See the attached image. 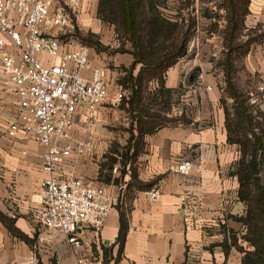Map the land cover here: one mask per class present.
<instances>
[{"label": "crops", "instance_id": "0c3cea01", "mask_svg": "<svg viewBox=\"0 0 264 264\" xmlns=\"http://www.w3.org/2000/svg\"><path fill=\"white\" fill-rule=\"evenodd\" d=\"M82 1L81 20L91 24L90 14L99 0ZM169 1L175 6L167 9L171 21L179 20L185 25L190 16L201 31L199 38L190 42L191 47H199L193 58L180 60L166 77L167 88H187L184 116L188 122L164 127L145 138V150L136 163L137 175L141 182H157L154 188L159 191L158 200L150 198L154 188L122 190L124 202L114 206L99 233H82L80 249L71 247L64 236L46 230L38 220L42 182L47 177L41 161L43 147L23 134L8 137L17 97L4 86L0 70V212L9 223L0 220V264H243L244 255L230 241L227 249L222 246L233 231L239 244L247 248L241 240L244 228L234 219L246 213L235 174L241 153L237 145L228 141L226 110L221 102L225 77L223 70L215 66L220 55L215 48L224 49V38L217 32L228 27V0H220L217 6L216 0H190L188 4L187 0ZM203 9L217 14L220 20L201 14ZM244 25L245 31L258 30L259 34L244 32L242 40L264 34V0H250ZM97 32L104 33L103 39L111 42L112 49L118 48L116 41H111V27L97 25ZM90 55L94 68L108 71L110 95L97 112L96 152L91 156L72 155L62 166V175L106 184L117 196L120 188L112 181H103L101 166L112 140L106 133V124L121 113L120 104L114 102L121 86L117 82L120 73L111 66L129 69L134 58L128 53L106 55L92 49ZM240 63L247 75L264 83V36L251 45ZM139 69L138 66L134 75ZM89 74L85 71L86 76ZM262 88L264 91V85ZM82 124L83 116L77 120L78 133ZM181 161L192 163L189 176L174 172ZM129 179V173L122 178L127 185ZM119 208L126 213L129 227L123 253L117 260Z\"/></svg>", "mask_w": 264, "mask_h": 264}, {"label": "built area", "instance_id": "2783aa9c", "mask_svg": "<svg viewBox=\"0 0 264 264\" xmlns=\"http://www.w3.org/2000/svg\"><path fill=\"white\" fill-rule=\"evenodd\" d=\"M83 13L82 0H0V70L4 86L17 97L7 135L14 139L23 134L43 147L47 177L38 220L74 249L83 247L84 231L102 230L114 206L124 202L121 192L127 188L124 183L116 196L106 185L62 175L72 155L96 152L97 112L110 95L108 71L94 68L90 48L73 37ZM129 95L120 86L114 102ZM192 170L191 162L181 161L174 172L189 176ZM159 195L156 188L150 192L152 201Z\"/></svg>", "mask_w": 264, "mask_h": 264}, {"label": "trees", "instance_id": "16d2710c", "mask_svg": "<svg viewBox=\"0 0 264 264\" xmlns=\"http://www.w3.org/2000/svg\"><path fill=\"white\" fill-rule=\"evenodd\" d=\"M100 2L101 6L108 5L111 9L117 10L118 33L131 44L132 50L122 48L117 52L128 53L134 58L132 66L126 70L127 74L120 82L123 88L130 91L128 99L122 101V108L137 124L131 131L133 138L128 144L133 156L127 153L123 161V165L125 167L129 165L131 169V180L127 185V191L133 188L138 191H149L157 182L144 183L139 180L136 169L137 159L145 150L147 136L167 127L169 123L176 122L175 119H163L153 114L151 109L152 105H156L158 98L171 100L175 93L174 89L166 87L167 73L179 60L187 57L189 44L193 38L192 28L189 26L188 29H184L182 23L162 16L159 12V0H100ZM249 4L250 0L227 1L228 27L224 33L225 52L220 61L226 83L224 92L234 100L235 104L234 113L231 115L225 105L226 98L221 99L226 110L228 141L237 145L241 153L235 174L240 183L239 199L246 206L245 215L234 219L244 228L241 240L247 248L239 244V239L233 231H230L228 239L222 246L227 249V241H230L231 246L244 255L243 264H264V129L250 114L249 98L242 95L235 84V77L239 72L238 63L249 53L251 45L264 36V34L250 35L247 41H241L245 30L244 21L249 14ZM84 40L88 41V39ZM91 44L101 47L97 42ZM138 66L140 69L137 75H134ZM152 82L158 86L156 97L146 104L145 95ZM262 116L264 117V114ZM180 120L181 123L188 122L185 116ZM242 126H245L247 132L242 130ZM110 181L109 178L106 183ZM119 209L117 260L123 253L129 227L126 213L122 208ZM0 220L7 223L1 212ZM224 231L226 233V228Z\"/></svg>", "mask_w": 264, "mask_h": 264}, {"label": "rangeland", "instance_id": "374dc122", "mask_svg": "<svg viewBox=\"0 0 264 264\" xmlns=\"http://www.w3.org/2000/svg\"><path fill=\"white\" fill-rule=\"evenodd\" d=\"M188 1L191 3L190 0H187L186 2L187 4H188ZM214 2H215V5L217 6L219 5L221 1L216 0ZM159 4H160L159 12L162 14V16L169 19L170 15L167 13V9L169 6L171 8H175V6H171V5H174V2L173 1L170 2L169 0H159ZM176 7L179 8L180 5L178 6L176 5ZM113 10L114 8L111 9V7L108 5L101 6V2L99 0V5L96 9L93 10V12H91L90 18L92 19L91 22L93 24L95 22V24H97L98 26L102 25L103 27L107 26V27L112 28L114 33L113 35H111V39H112L111 41H116L118 48H113V49L111 48V45H110L111 42L103 39L104 33L97 32V25L94 26L92 25V23L85 25L83 24L82 20L80 22V27L78 28L76 27L75 29V33L73 35L74 39L88 46L90 49H92V51L94 50V52L96 51L98 53L104 52L106 55H115L116 53H119L117 51L122 48H124V50H128V49L132 50L131 44L126 40L125 37H123L122 34L118 33L117 10L116 9L114 11ZM205 11L207 10H204V9L201 10V14L204 13L203 15L210 16L211 19H215L216 21L220 20V16H218L217 14H211L209 11L208 13ZM195 20H196L195 18L189 16L188 23L187 24L184 23L185 24L184 29H188V27L190 26V28H192L193 38H199L198 36L200 35L201 31L197 30L196 28L197 22ZM178 22L180 21L178 20ZM182 26H183V23H182ZM244 32H245V35L253 34L254 32L255 34H259L258 30H251L250 32L244 30ZM217 33H219L220 36H223L224 38L225 31L222 33L221 32H217ZM84 39H88V41H85ZM246 39L247 37L245 36V38H243V40L241 39V41L245 42L247 41ZM91 42L100 43L101 47H95V45H92ZM198 49L199 47H196V46L191 47L189 44L188 55L187 57L182 58V59L183 60L192 59ZM215 50L220 53L219 57L217 58L215 62V66L217 68L222 69L220 66V61H222L223 59L225 47L224 49H221L220 47L215 48ZM237 66H238L239 72L237 73L235 77V84L238 90L241 92V94L244 95L246 98H249L248 104H249V107H251L250 114L253 115V117L255 118V122L257 124H260L261 127L264 129V117L262 116V114H264V94H263L264 91H261V89H263L262 87L264 83L256 77H250L249 75H247L244 72V69L242 68V65L240 62L238 63ZM111 69L113 70L115 69L120 73L119 78L117 80L118 83H120L122 79L126 76L127 74L126 70H128L124 66L120 68H114L113 66H111ZM157 88L158 86L155 82H152L151 84H149L147 93L145 95V97L147 98L145 102L146 104H149L150 101L156 97ZM223 89L224 90L226 89L225 81L223 84ZM174 90H175V93L173 94L171 100L158 98V100H156V105L155 104L152 105V109H151V112L153 114L160 116L163 119L166 118L169 120L171 119L176 120V122L169 123L167 126H173V125H177L181 123L182 121L180 119L181 117L184 116L185 110L187 108V95H188L187 88L182 85L178 89H174ZM222 95L223 97L226 98V103H225L226 108L232 115L235 110L234 100L229 98L228 94L224 91L222 92ZM166 101H168V103H164ZM119 104L121 108L120 109L121 113L119 114L118 118H116V120L113 122L107 123L105 127L106 133L112 136V140L109 144V148H107V151L105 153L106 154L105 156H107V158H105V160L102 161V165H101L102 171H103L102 173L103 181L106 182L110 178L109 176H117L114 179L113 177L110 178L112 181L111 183H115L117 188H120L122 185H124V181H123L124 179L122 180V178L125 175V173H129L130 178H131L130 166L128 165L127 167H125L123 165V161L125 160V156L127 153H129L130 156H133V151L128 149L129 148L128 144H129V141L133 138L131 131L133 130V128H136L137 126L136 122L134 120L132 121L131 116H129L126 110L122 108L123 102H120ZM241 128L244 132H247L245 130V126H242ZM257 133H259V130H257ZM134 134L137 137L136 131ZM115 168H117L116 171H115ZM103 185H106V184H103Z\"/></svg>", "mask_w": 264, "mask_h": 264}]
</instances>
